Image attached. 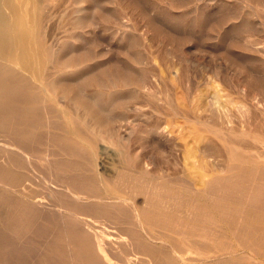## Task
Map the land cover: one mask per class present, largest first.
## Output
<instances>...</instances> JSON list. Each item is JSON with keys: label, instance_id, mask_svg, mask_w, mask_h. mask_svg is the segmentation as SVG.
Listing matches in <instances>:
<instances>
[{"label": "bare ground", "instance_id": "bare-ground-1", "mask_svg": "<svg viewBox=\"0 0 264 264\" xmlns=\"http://www.w3.org/2000/svg\"><path fill=\"white\" fill-rule=\"evenodd\" d=\"M44 2H52V0H0V204H2L0 207L5 208L0 217V264H26L28 259L30 260L28 264H240L239 258L243 257L247 250L251 262L241 264H264V229L261 232L250 230L252 226L264 228V132L253 131L254 135H252L253 140L263 145L260 151L254 142H250L252 141L250 136H248L250 141L238 136L240 139H237L243 142H239L242 143V147L240 144L236 145L237 148L229 147L226 161L222 160L226 163L218 170L219 173L210 172L212 178L206 179V182L199 180L198 177L199 181L204 182L203 188L199 186L202 189L195 188L196 186L192 188L190 185L192 179L187 180L190 184L185 182L190 178V176L188 178L189 173L183 175L187 177L183 180L187 185L189 184V192L186 185L179 186L173 183L175 180L170 181V177H168L170 180L167 177L165 179L167 175L165 173H163L164 179L162 176L159 179L153 170L158 167L153 164L156 167L152 168L154 160L151 159L152 163L146 161L148 156L145 158V154L143 156L145 164L139 167H144V170L141 169L142 174H136L135 165L140 163L132 165L133 159L128 160L131 168H123L124 170H120L121 172L114 177L99 172L96 140H83L79 136L75 129L78 121L69 112L62 110L58 118L64 119L66 127L60 128L58 121L49 116L50 113L41 112V108H45L47 102L52 100V96L45 99L38 97L39 92L47 90L46 72L50 68L49 55L53 51L52 47L47 46L41 32L43 18L41 10ZM77 9L80 12L84 8ZM253 18L255 21V17ZM125 25L127 26L126 23ZM250 42L253 44L254 40ZM256 45L254 43L253 47ZM259 49L254 50L253 54L257 51L256 55L259 56ZM93 54L97 55V53ZM91 57L94 60V56ZM128 71L130 70L126 69L123 73L129 76ZM25 72L30 74L29 77L24 74ZM133 74L131 71L130 77ZM125 75L124 79L119 76L126 81ZM33 82H39L37 91L33 89ZM132 82L133 80L130 83L135 86L133 90L137 92L143 90L145 95L156 97V89L153 86L141 84L139 87L135 79L134 83ZM246 89L248 91V88ZM252 93L250 97L254 96V93L260 94L258 91ZM258 94L257 96H261ZM111 99H115L114 95H111ZM88 102H91L93 111L94 107H98L94 99ZM178 113L188 117L186 111L180 110ZM262 114L264 115L263 112ZM231 116L226 113V120ZM119 119L121 118L113 119V122H121ZM254 119L251 120L252 123ZM110 122L112 123V119L107 122L99 120L98 124L114 135L121 126L113 124L112 128H108ZM254 125L251 126L255 129ZM157 128L161 129V126H153L146 132L151 134ZM224 129L227 131V127ZM255 130H258V127ZM133 132L128 129L124 135L119 133L116 135L118 139L129 143ZM218 132L222 137L227 135L226 132L222 134L221 130ZM39 136H44L46 139L45 144L42 142L44 146L46 145L43 151L29 146L36 143L34 140ZM107 138L115 141L113 136ZM243 140L253 143L257 151L254 145L253 148L250 145L243 146L246 144ZM214 145L216 144L213 141L209 142L205 146V151H202L204 158L208 159L206 161L215 165V168H209L210 170L220 166L218 147ZM252 149L256 153L252 152ZM185 150L188 152L185 156L192 152ZM183 155L184 152L181 155L184 158ZM197 157L199 161L200 155ZM177 158L180 157L177 155ZM221 159L225 160L224 157ZM185 161L187 162V159ZM179 162L181 163V160ZM203 162L200 164L202 165ZM19 163H28L32 172L37 171L41 174L38 177L42 178L43 182L48 181L44 186L43 194H36L33 189L20 187L22 184L18 181L16 168L20 166ZM189 164L188 166H191ZM177 165L176 167L172 165L175 168L179 167L176 172L183 166ZM170 166L168 168H171ZM204 168L202 169L206 170V166ZM209 169L207 167L208 173ZM184 171L189 172V170ZM162 172L165 171H161V174ZM182 174L184 172L180 171V175L175 174V176L178 179ZM173 178L174 176L172 180ZM181 180L177 182L181 183ZM10 192L16 197L14 196L15 199L12 201H7L3 197L5 193ZM139 196L143 197V199L139 198L143 200L141 204L137 202ZM215 213L224 221L225 226L236 231L233 230L234 232L229 234L227 231L211 230V227L209 230L208 226L218 225L214 218ZM232 217L237 221L233 222ZM58 222L63 223L58 224ZM31 227H36L38 233L32 234L33 230L28 232ZM36 238L41 243L37 241L39 246L27 245V242Z\"/></svg>", "mask_w": 264, "mask_h": 264}, {"label": "rangeland", "instance_id": "rangeland-1", "mask_svg": "<svg viewBox=\"0 0 264 264\" xmlns=\"http://www.w3.org/2000/svg\"><path fill=\"white\" fill-rule=\"evenodd\" d=\"M79 7L84 9L78 12ZM42 8L41 32L47 46L52 47L53 51L50 52V68L46 72L47 90L38 93L39 98L45 99L52 96V100L47 102L45 108H41V112L50 113L49 116L58 121L60 128L66 127L64 119L58 118L62 110L69 112L78 121L75 129L79 136L83 140H96L99 172L114 177L118 172L123 171V168H131L128 160L133 159L132 165L140 163L135 165L137 171L134 170V172L142 174L141 169L144 170V167H139L145 164L144 160L148 156L146 161L149 160L152 163V160H156L152 165L158 168H153L156 167L154 165L151 167L159 179L162 177L164 179L167 174L165 179L170 177L171 180L168 179L175 180L176 182L173 183L179 186L184 184L188 189L191 181L192 188L196 186L195 188L200 189L204 185L201 181L206 182L212 178L209 175L210 172L219 173L218 170L224 166L226 162H223L229 155V147H236L243 143L239 140L241 136L250 141L248 136L252 139L253 131L264 132V115L262 114L264 113V101H262L264 100V0H52V2H44ZM249 13L253 16L251 17ZM123 23L127 24L125 25L127 28ZM256 26L261 27L263 31ZM250 41L258 47L257 45L253 47ZM252 47L255 48L254 50L262 48V51L259 49V56L256 55L257 51L253 54ZM91 56H94V60ZM126 69L130 70L127 72L129 76L124 74ZM131 71L136 75L133 74L130 77ZM120 73L127 77H125L126 81L122 80L124 75ZM24 74L27 77L30 75L26 72ZM119 75L123 78L121 79ZM132 77L139 87L141 84L153 86L156 89V97L145 95L143 90L141 92L133 90L135 86L130 83L131 80L134 83ZM38 86L39 82H33V89L37 91ZM255 91H258L261 96L254 93V96L250 97ZM110 94L114 95L115 99H111ZM90 99L97 102L98 107H94V111L90 105L91 102H88ZM180 110L186 111L188 117L179 114ZM252 112L259 113V116ZM226 113L232 115L230 119L228 117L226 120ZM117 118H121L119 119L121 122H113V119ZM253 118L256 119L253 123L257 122L255 125L251 121ZM111 119L112 123H109L108 128H112L113 124L121 126L118 131L120 135H124L128 129L134 131L129 143L118 139L116 135L118 133L110 134L105 127L98 124L99 120L107 122ZM156 125L161 126V129L157 128L151 134L146 132ZM251 125L258 127V130ZM223 127H227V131ZM240 127L242 131L239 130ZM218 130H221L222 134L226 132L227 135L222 137ZM60 132L63 133L61 130ZM107 136H113L115 141H110ZM45 140L44 136H39L34 140L36 143L29 146L43 151L46 149ZM212 141L216 144L214 146L218 147L220 164L214 170L210 169L215 168V165L209 164L206 161L208 159L202 154L205 146ZM246 141L243 146L250 145L253 148L255 144L259 151L263 149L260 142L252 139L250 142L254 144H251ZM255 145L254 149L257 151ZM191 146L193 149L190 148ZM185 149L190 150L189 152L192 150L189 154L193 159L189 154L187 156L190 159L185 156L188 153ZM254 149L251 151L256 153ZM193 151L199 153L196 154ZM183 152L187 162L181 157ZM176 154L180 157L181 163ZM197 155H200L199 161H202H198ZM223 157L225 160L221 159ZM189 160L192 167L188 166ZM36 161L38 162V159ZM182 162L185 164L183 165ZM201 162H203L202 165ZM19 164L20 166L16 168L18 181L22 184L20 187L33 189L36 194H43L44 186L48 184V181L43 182L44 180L38 177L41 174L37 171L32 172L28 163ZM177 164L180 167L183 165L180 171L184 174L181 176H179V167L175 168ZM168 165L171 168H168ZM165 166H167L166 169H164ZM205 166L206 170L207 167L210 168L209 173L203 170ZM159 168L165 172L161 174ZM176 169H178L177 172ZM185 173L187 175L189 173L188 178L190 176L185 180L189 183L188 185L183 180L187 178L183 176ZM175 174H179L180 178L177 179ZM213 174L211 175L214 176ZM170 175L175 179L172 180ZM176 179L178 181L180 179L181 183H178ZM14 196L10 192L5 193L3 198L12 201L15 199ZM139 198L143 199L139 196L137 202L143 203V200ZM4 210V207H0V217ZM214 215L218 225L208 226L209 230L212 228L211 230L227 231L229 234L236 231L225 226L217 213ZM232 218L233 222L237 221L234 217ZM61 223L63 222H58V224ZM252 227L254 229L250 228V230L253 232H261L264 229L258 226ZM29 231H32V234L38 233L36 227H31ZM37 241L36 238L29 242L31 244L27 242V245L39 246L41 243L38 241L40 243L38 244ZM244 254L239 258L240 264L251 262L249 251H245ZM29 261V259L26 260V264Z\"/></svg>", "mask_w": 264, "mask_h": 264}]
</instances>
